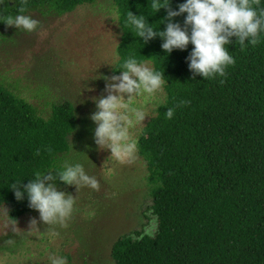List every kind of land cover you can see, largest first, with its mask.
Masks as SVG:
<instances>
[{
    "label": "trees",
    "instance_id": "16d2710c",
    "mask_svg": "<svg viewBox=\"0 0 264 264\" xmlns=\"http://www.w3.org/2000/svg\"><path fill=\"white\" fill-rule=\"evenodd\" d=\"M95 1L24 0V14L62 15ZM112 1L119 20L131 11L163 28L166 10L154 13L149 0ZM181 2L170 0V7ZM20 3L4 0L0 16H14ZM250 3L264 8V0ZM174 20L182 24L183 14ZM119 25L116 64L129 55L151 63L162 74L166 100L137 142L148 168L157 229L153 235L135 231L117 239L113 264H264V35L243 48L232 38L225 47L234 63L223 76L203 79L187 68L191 44L164 53L159 37L145 43ZM181 99L188 103L179 105ZM167 108H173L171 119L164 117ZM77 124L72 102L52 105L43 117L0 81V207L8 208L12 222L36 211L26 197L18 201L9 186L27 183L34 169L62 164Z\"/></svg>",
    "mask_w": 264,
    "mask_h": 264
},
{
    "label": "rangeland",
    "instance_id": "374dc122",
    "mask_svg": "<svg viewBox=\"0 0 264 264\" xmlns=\"http://www.w3.org/2000/svg\"><path fill=\"white\" fill-rule=\"evenodd\" d=\"M39 23L30 33L13 26L0 29V81L31 103L43 117L52 105L65 100L77 111V128L69 137L64 161L79 162L98 178L96 190L55 181L59 190L73 195L74 208L65 221L44 225L38 212L12 222L8 208L0 207V264H49V256L63 255L67 264H113L112 247L121 236L135 231L153 235L157 229L150 205L148 168L137 142L147 122L166 100L164 86L142 94L132 106L142 109V123L129 128L136 142L132 158L117 161L93 142V97L106 95L105 77L118 61L121 28L112 0H96L70 13H27ZM146 65L152 67L147 62ZM37 221L30 225V220Z\"/></svg>",
    "mask_w": 264,
    "mask_h": 264
},
{
    "label": "clouds",
    "instance_id": "9594fccd",
    "mask_svg": "<svg viewBox=\"0 0 264 264\" xmlns=\"http://www.w3.org/2000/svg\"><path fill=\"white\" fill-rule=\"evenodd\" d=\"M3 3L4 0H0V4ZM148 7L154 13L161 8L166 10L161 19L163 28L153 27L145 15L131 11L116 22H122L125 29L145 43L159 37L164 53L184 50L191 44L185 60L193 77L223 76L225 68L234 63L225 45L233 43L232 38L241 48L246 44L255 45L264 35V8L253 7L250 0H183L175 9L170 7V0H149ZM24 12V0H21L17 14L0 16V23L30 33L39 22ZM182 14L181 24L174 18ZM114 68L119 69V74L105 77L106 95L92 98L95 111L89 119L95 124L92 138L98 150H107L109 158L120 161L134 156L136 142L130 138L129 128L134 123H142L146 117L142 109L132 106V102L142 94L151 96L160 91L164 81L159 71L131 55L120 60ZM178 103L182 106L188 101L181 99ZM173 115V108L164 112L166 119ZM57 179L74 186L77 192L84 187L96 190L99 186L98 178L89 175L81 163L64 161L59 166L34 169L27 183L14 181L9 187L18 201L26 197L27 206L38 212L44 225L65 226L75 197L59 190ZM33 223L37 224L35 218L30 220V225ZM48 259L49 264H67L63 255H51Z\"/></svg>",
    "mask_w": 264,
    "mask_h": 264
}]
</instances>
